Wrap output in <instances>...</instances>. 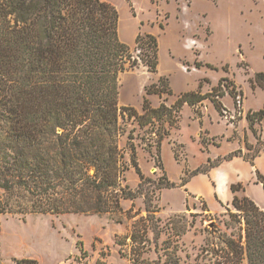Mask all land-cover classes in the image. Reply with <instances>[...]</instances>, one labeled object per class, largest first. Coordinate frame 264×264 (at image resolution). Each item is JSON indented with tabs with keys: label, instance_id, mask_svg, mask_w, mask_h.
<instances>
[{
	"label": "rangeland",
	"instance_id": "obj_1",
	"mask_svg": "<svg viewBox=\"0 0 264 264\" xmlns=\"http://www.w3.org/2000/svg\"><path fill=\"white\" fill-rule=\"evenodd\" d=\"M103 1L118 10L119 38L135 57L149 55L136 50L139 34L157 40L156 73L140 64L120 74V108L143 114L145 99L153 108L161 104L171 108L183 94L207 96L195 106L185 104L176 114L175 126L166 124L169 135L161 144V162L157 130L129 120V112L125 121L121 119L126 132L120 146L130 166L122 185L138 190L133 156L150 181L167 177L175 184L153 195L156 212L152 215L161 236L156 242L149 230V242L144 240L151 224L143 195L123 201L115 215L0 214V264H17L20 259L37 264H133L138 248L148 250L144 258L151 262L158 255L163 260L172 255L173 248L165 245L168 240L178 245L181 264H201L199 256L205 248L216 251L212 247L222 234L239 233V226L244 227L230 218V213H236L235 195L248 197L264 209L259 178H264V151L254 162L236 156L229 159L238 151L252 158L258 134L264 141V122L255 123L256 137L247 120L250 111L264 109V87L256 83L257 75H264V0ZM161 78L167 80L165 92L148 95L146 89L159 85ZM233 186L241 188L234 193Z\"/></svg>",
	"mask_w": 264,
	"mask_h": 264
},
{
	"label": "trees",
	"instance_id": "obj_2",
	"mask_svg": "<svg viewBox=\"0 0 264 264\" xmlns=\"http://www.w3.org/2000/svg\"><path fill=\"white\" fill-rule=\"evenodd\" d=\"M119 18L116 7L103 0H0V214L115 215L123 201L143 195L151 224L144 240L149 242V230L159 240L153 195L175 184L167 177L150 181L133 156L138 190L122 185L130 166L120 146L126 132L121 119L125 121L129 112V120L157 130L161 162V144L169 135L166 124L175 126L176 114L185 104L195 106L207 96L183 94L171 108L165 104L153 108L145 99L143 114L120 108V74L140 64L156 73L158 50L153 35L139 34L136 50L149 55L135 57L119 38ZM259 81L264 87L263 74L257 75ZM166 82L161 78L159 85L146 89L147 94H163ZM247 120L257 137L255 123L264 122V109L250 111ZM262 151L264 141L258 134L252 158L238 151L229 159L254 162ZM259 178L264 186V178ZM148 183L153 192H148L152 188ZM238 188L233 186V192ZM233 206L236 213H230L231 220L244 227L239 226V233L222 234L212 247L216 251L208 245L210 249L199 256L201 264H264V209L236 195ZM165 245L173 248L171 256L163 260L158 255L149 262L144 258L148 250L138 248L133 264H181L178 245L171 240ZM16 262L37 264L26 259Z\"/></svg>",
	"mask_w": 264,
	"mask_h": 264
},
{
	"label": "crops",
	"instance_id": "obj_3",
	"mask_svg": "<svg viewBox=\"0 0 264 264\" xmlns=\"http://www.w3.org/2000/svg\"><path fill=\"white\" fill-rule=\"evenodd\" d=\"M107 2V1H106ZM109 3V2H108ZM111 4V3H110Z\"/></svg>",
	"mask_w": 264,
	"mask_h": 264
}]
</instances>
